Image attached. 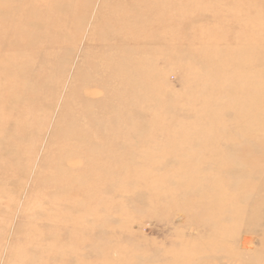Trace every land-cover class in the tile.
<instances>
[{"label":"rangeland","instance_id":"374dc122","mask_svg":"<svg viewBox=\"0 0 264 264\" xmlns=\"http://www.w3.org/2000/svg\"><path fill=\"white\" fill-rule=\"evenodd\" d=\"M0 264H264V0H0Z\"/></svg>","mask_w":264,"mask_h":264}]
</instances>
